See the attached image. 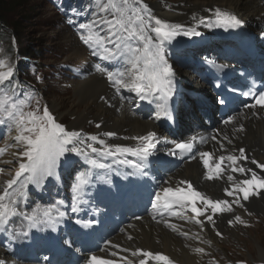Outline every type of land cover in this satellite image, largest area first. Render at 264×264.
<instances>
[{
    "label": "snow or ice",
    "instance_id": "1",
    "mask_svg": "<svg viewBox=\"0 0 264 264\" xmlns=\"http://www.w3.org/2000/svg\"><path fill=\"white\" fill-rule=\"evenodd\" d=\"M87 7L91 11H87ZM86 9H73L75 15H90L86 22L78 23L80 30V40L92 49V55L99 57L101 61H107L114 66L115 70L102 67L96 64L95 70L104 74L107 81L111 84L116 96L121 101L127 99L122 95L123 91L134 93L135 98L156 104V119L171 118L170 105L175 92V71L168 60L167 45L179 36L196 37L201 33L196 27H185L179 23H172L154 15L148 8L144 0H90V5ZM215 22L208 18H199L198 24L205 27H224L238 28L244 21L231 11L222 10L217 7L214 9ZM196 19V17H193ZM69 23L75 24L73 20ZM223 69L224 65H218ZM0 126L7 129L8 139L13 141L0 147V156H3L8 148H14L13 159L18 165L14 176L0 182V233L7 232L8 226L15 218H22L23 227L20 236L27 238L33 229L46 230L56 229L60 221L66 216L60 210L64 200L41 207L36 205L30 211L22 205L29 199V188L34 186L36 189H43L50 178L59 179L61 162L74 154L83 159L90 169L109 170L111 165L102 162L101 158H112L114 163L127 165L136 170L133 174H146L144 169L147 167L149 157L156 150L157 144L161 141L155 131H150L145 135L132 137L138 141L135 146L122 144H109L97 135L86 136L81 131L68 130L49 110L47 105H42L34 92H30L15 79V71L4 60H0ZM253 98L254 102L245 104L249 110L258 109L264 112V91L244 93ZM104 100V97H100ZM223 103V101H221ZM34 105V107H33ZM240 115H243L241 113ZM225 125H233L236 132H244L245 125L239 122V116H229L224 120ZM238 125V127H235ZM100 127L99 124L96 125ZM15 131L13 136L11 133ZM220 132L219 129L216 130ZM107 137H114L115 132L104 133ZM216 140L217 137H211ZM229 144L232 141L224 136ZM204 138L201 137V143ZM168 143L174 147L167 149L172 156L180 155L183 159L190 156L196 159L197 155L192 154L195 144L193 141L177 142L172 140ZM100 145V147L96 145ZM220 149H225L223 142H219ZM245 148L238 149V154L232 152L228 155H220L218 158L211 152L201 151L198 153L199 159L206 169L205 179L217 180L223 178L226 172V165L231 172L246 174L250 173V178L236 181L231 174L227 175V180L232 182L231 187L224 188L228 199H212L204 193L198 191L190 181H181L179 185L166 186L161 191L155 193V199L151 201L153 219L157 216L163 218L179 217L183 220H192L201 229L204 228L205 221L200 219L205 217L207 222L215 229L213 217L216 214L233 213V204L244 207L241 201H248L252 197L261 196L264 192V176L258 175L252 168H246L241 163L247 161L249 157L245 154ZM95 154V156L93 155ZM135 159H128V157ZM12 163V161H6ZM259 169H264V163L251 161ZM4 168L0 167V174ZM91 183V179L86 173L81 172L77 175L73 185L74 199L80 201L84 195L85 188ZM183 185V186H181ZM78 206H73L71 211L77 212ZM194 215L189 216L188 213ZM211 214H208V213ZM251 215V213H249ZM137 219H141L137 217ZM162 222L177 231V225L171 223L169 219H162ZM234 222L244 224L246 221L240 215H235L234 221L229 220L228 224ZM80 223V221H77ZM95 221L84 223V227H89ZM187 237L188 232L179 233ZM217 236L222 237V233L216 231ZM12 239H16L15 232L10 233ZM198 238V235H197ZM132 240L131 235L128 236ZM107 243L111 244V241ZM210 243V241L208 242ZM113 247L122 252L130 253V256L141 257L138 264H148L149 260L157 261V264H175L169 256L161 252H152L142 248L135 250L121 248L116 244ZM197 253H204L205 249L198 247ZM117 256L118 253H112ZM0 264H6L0 260ZM85 264H136V261L129 259L128 255L121 256L119 260H108L91 255ZM212 264H217L213 261ZM244 264V262H238Z\"/></svg>",
    "mask_w": 264,
    "mask_h": 264
},
{
    "label": "bare ground",
    "instance_id": "2",
    "mask_svg": "<svg viewBox=\"0 0 264 264\" xmlns=\"http://www.w3.org/2000/svg\"><path fill=\"white\" fill-rule=\"evenodd\" d=\"M75 2H77L80 7L79 10L86 9V6L90 5V0L86 2L85 0H72L71 5L73 6ZM146 4L149 9L152 8V13L154 15L172 23L182 24L185 27H196L201 33L200 36L196 37H177L167 45L168 52L169 50L178 49L180 47L179 40L181 37H185L191 42H195L197 39H202L204 41L211 39L213 33L220 34V29H226L224 27L208 28L202 24H198L199 18H205L206 22H208V18H211L214 23V9L217 7L237 14L244 21L242 24L244 27L262 32V37L264 38V5L259 0H168L163 2L158 1L157 3L148 2L146 0ZM86 10L90 12L91 8L87 7ZM193 17H196V19ZM75 40L78 42L77 45H82L76 37ZM229 45L235 44H227L224 50L232 51L235 49ZM76 49L81 54L79 57L84 55V51L86 57L82 60L83 63L77 66V71L81 73V76L80 79L75 78L77 80V89L74 93L76 99H74L72 103L74 108H70L72 115H77V117L71 124L65 125V127L68 130L82 132L86 129L85 127L88 122L92 120L95 122V130H93L95 131V135L108 143L112 140L114 144L128 146H135L138 143V141L132 139V137L155 131L161 141L157 144L155 151L172 157L167 151V149L172 146V144L168 142L174 140L173 135H175V132L171 129L178 124L182 126V123L187 121L183 117L185 116V112L181 110L177 113L176 117L174 115L172 121L164 125L163 119L155 118L157 111L156 104L148 103L149 106L153 107V110L149 111L145 108V102L147 101H141L135 98L134 93H131L130 100L121 101V99L116 96L106 76L97 72L94 67L96 64H100L102 67H108L109 70H115L114 66L109 65L107 61H101L99 57L92 56L89 50L84 46V51L79 46H76ZM181 53L183 52L181 51ZM168 60L175 71V92L169 102V105H172L175 104L178 97L185 93V89L188 86L193 83L194 87H198L199 82L195 80L190 70L182 68L178 62L169 58V54ZM84 62H87L90 69L88 71L78 70V68L84 67ZM187 82L190 83L186 84ZM70 84L73 85V87L76 86V82ZM100 97H104L105 99L101 100ZM51 103V108L53 109H51V112L55 113L59 109V103L55 100ZM75 108L76 110H74ZM195 119L196 117L193 118V121H195ZM239 122L245 125L244 132H236L233 128H227L216 140L209 142L207 146H211L217 154L221 155H228L234 151L238 154L239 148H245V154L249 159L241 162L243 166L252 168L254 171H257L258 175L264 176V169H259L256 165L251 163L252 160H256L258 163H264V119L261 120L256 117L249 118L245 116L239 119ZM97 124L100 125L99 128L96 127ZM185 127V130H189L190 124H185ZM106 132H115L117 135L114 137H107L104 135ZM11 134L14 136L16 133L13 131ZM224 136H227L232 143L229 144L224 140ZM6 141L7 143L11 142L7 134L4 138V142ZM219 142L224 143L225 149H220ZM14 151H16V149L11 148L8 155H5V157L0 160V167L5 169L4 173L1 174L3 175V180L11 178L18 167L12 156ZM6 161H12V163H6ZM174 161V165L171 166V169L164 172L165 174L162 175V178H156L155 182L158 185L157 192L161 191L163 187H175L179 185L181 181L187 180L193 182L195 188L208 197L212 199H228L231 202L233 198L227 197L224 192V188H230L232 183L227 180V175H233L236 181L250 178V173H233L230 167L227 166V171L223 178L207 180L205 179L206 169L200 163L199 159L181 163L182 160L174 156ZM29 192L31 193L32 200L31 209L36 205L44 207L53 203L45 195L44 188L36 189L34 186H30ZM241 203L244 207L233 204V213L216 214L213 217L215 229L207 222L205 217L200 218L205 221L203 229L194 221L183 220L179 217H168L165 215L163 218H159L157 222H152L150 217H145L143 220L135 222L132 227L125 228L123 233L116 235L112 243L113 245H120L121 248H129L132 250L142 248L152 252H161L172 258L175 264H212L216 258L223 261L225 264H238V262H240L238 257L231 258L232 254H237V252H235L236 249L229 248V259L227 261L221 258V256L226 255V253L223 250V246H219L220 236L216 235V231L222 233V235L225 236V240H238L242 232V230L239 229L244 224L234 222L233 225H229L228 221L230 219L234 221L235 215H240L242 219L245 220L247 216H249V211L264 214V192H262L259 197H252L248 201L242 200ZM245 204L248 205L247 210ZM208 214L211 213L209 212ZM188 215L191 216L194 214L189 212ZM253 218L255 219L257 217L254 216L248 219L246 224L252 226ZM162 219H169L171 223H175L178 230L173 231L167 227L162 222ZM181 231L188 232L189 235L187 237L182 236L179 234ZM129 235L133 237L132 240L128 239ZM259 240L260 242L257 240L253 242L258 246L257 249L255 248V253L254 251L251 253V250L249 252L250 254L256 255L255 257L253 256L256 261H264V246L261 244L262 239L259 238ZM209 241L210 243H208ZM198 247L204 248L205 252L197 253L195 249ZM110 250L121 256L128 255L129 259L136 261V264H138L141 258H133L130 256V253L122 252L115 247L112 249L110 248ZM148 264H157V261L149 260Z\"/></svg>",
    "mask_w": 264,
    "mask_h": 264
},
{
    "label": "rangeland",
    "instance_id": "3",
    "mask_svg": "<svg viewBox=\"0 0 264 264\" xmlns=\"http://www.w3.org/2000/svg\"><path fill=\"white\" fill-rule=\"evenodd\" d=\"M6 1L9 2V9L4 14L7 21L4 27L5 35H12L11 43L15 44L14 49L20 44V48L24 52L32 50L40 53L41 56L34 58L22 53L16 54L10 50L9 43L0 42V60H4L14 69L15 79L20 83L23 82L22 85L29 89L30 92L34 91L37 93L36 97L38 99L39 95H42L43 100H39L42 105H47L50 111L53 110L51 102L54 100L58 102L59 109L53 115L64 126L71 124L77 117V115H72L70 112V108H74L72 103L76 99L74 93L77 89V80L72 76L68 66L70 64L78 66L83 63L82 60L86 57L83 46L77 45L75 31L65 24L63 17L59 13L58 6L53 0ZM147 1L157 3L158 1L168 0ZM144 2L146 3V0ZM150 10L152 12V8ZM13 27L18 32L19 42L14 37ZM76 46L83 49L84 55L82 57H79L81 54L76 49ZM83 65L84 67H80L78 70L88 71L90 69L87 62H84ZM72 82H76V86L73 87L70 84ZM85 128L83 131L87 132L83 133L95 130V122L90 120ZM247 206L245 205L246 210ZM249 213L251 215L247 216L245 221L254 216L257 218H253L252 226L247 225L246 227V225H243L240 227L239 230H242V232L238 240L232 239L228 241L227 239L225 240L224 235L220 236L219 246H223V250L226 253V255L221 256L222 259L227 261L229 259V248H233L236 249L235 252L237 254H232L231 258L238 257V260L244 262V264H264V261H256L253 258L256 255L249 252L251 250V253L252 251L255 253V248L257 249L258 247L257 244L253 243L254 240L260 242L259 238L262 239L261 244L264 246V214H258L254 211H249ZM215 261L217 264H225L218 258Z\"/></svg>",
    "mask_w": 264,
    "mask_h": 264
},
{
    "label": "trees",
    "instance_id": "4",
    "mask_svg": "<svg viewBox=\"0 0 264 264\" xmlns=\"http://www.w3.org/2000/svg\"><path fill=\"white\" fill-rule=\"evenodd\" d=\"M9 2H7L6 0H0V42H7L9 43L8 46L10 48L11 51L15 52L16 54H24L26 56H32L34 58L40 57V53L36 52V51H32V50H25L26 52H24L21 48H20V44L19 46H16V48L14 49V45L11 43V37L12 35H5L6 33L4 32V27L7 24L6 18L4 17L5 11L9 9ZM13 34L14 37L16 39L17 42H19L18 39V32L16 31L15 27H13ZM27 49V48H26Z\"/></svg>",
    "mask_w": 264,
    "mask_h": 264
}]
</instances>
